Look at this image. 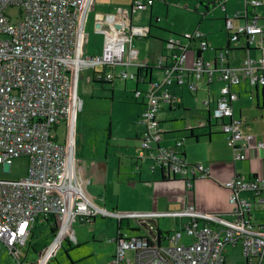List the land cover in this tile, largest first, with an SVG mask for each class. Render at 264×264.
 Masks as SVG:
<instances>
[{"label":"built area","instance_id":"1","mask_svg":"<svg viewBox=\"0 0 264 264\" xmlns=\"http://www.w3.org/2000/svg\"><path fill=\"white\" fill-rule=\"evenodd\" d=\"M159 1L168 2L133 0L123 18L107 25L108 30L100 25V30L106 33L102 53L89 56L82 51V41L94 0H0V170L18 158L28 159L24 178L0 179V243L12 256L19 254L33 226L43 219L52 217L57 222L58 237L62 231L64 236L69 235L73 220L86 223L103 216L115 218L119 223L112 240L116 244L115 253L109 264H225L228 246L240 247L247 264H264V222H254L251 204L242 198L250 193L264 203V176L248 179L236 176L225 181L232 220L200 212L189 202L177 211H110L88 196L72 146L55 133L62 123L69 131L73 127L81 68L103 67L102 72L93 76V81L100 83L137 79V75L128 72L136 67L131 59V46L134 39L147 37L150 27L133 25V13ZM208 2L226 11L225 0ZM244 3L242 14L225 15V30L231 43L244 39L250 47L256 36L264 34L258 13L264 0H244ZM13 7L19 9L17 21L7 14ZM238 19L243 21L241 25L235 24ZM182 39L186 42L175 38L166 42L169 54L162 56L157 66L164 72V82L153 84L143 97L146 104L142 121L146 131L141 136L138 156L152 158L153 170H159L167 179L181 178L186 189L191 190L196 174L205 179L209 171L201 165L187 164L182 156L183 140L172 148L160 147L164 130L157 116L163 105L179 107L176 97L161 87L175 82L197 93L196 81L206 78L209 84L218 73L223 83L220 93L214 101L208 98L204 102L209 121L188 128L192 131L215 123L233 150V160H245L250 148L263 149L264 144L255 137L242 135L241 123L233 117V102L239 96L232 87L244 81L252 87L264 86V56L260 60L247 56L239 65L230 66V53L222 49L216 52L215 63L211 64L201 56L211 48L205 34L195 29ZM142 95L134 92L136 100ZM186 198L188 201L187 195ZM164 218L179 219L180 230L161 232L156 223ZM131 220L145 231L143 235L133 236L122 228L125 221L128 224ZM184 237L192 242L180 244ZM165 241L167 245L163 244ZM128 251L133 252L134 258L127 257Z\"/></svg>","mask_w":264,"mask_h":264},{"label":"rangeland","instance_id":"2","mask_svg":"<svg viewBox=\"0 0 264 264\" xmlns=\"http://www.w3.org/2000/svg\"><path fill=\"white\" fill-rule=\"evenodd\" d=\"M112 1L114 0H94L93 7L89 9L82 41L84 54L94 56L100 53L106 39L95 31V23L114 19L110 15L116 8ZM130 5L128 4V8ZM205 5L211 6V3L208 2ZM225 6L227 14L230 16L236 13L242 14L245 10L244 0H225ZM258 13L262 17L259 25L264 27V7H261ZM7 14L12 21L19 20L17 7L10 8ZM150 15L152 16L151 23ZM223 19L224 12L220 7L216 6L207 12L204 7L200 6L199 0H169L167 5L155 3L151 11L149 7L135 11L132 17L133 25L145 27L151 25V33L149 38L133 40L131 58L136 67L129 68L128 72L136 75L138 67L142 69L147 66L152 72L150 85L148 81L146 84L140 82L137 85L135 78L129 79L126 86L120 80H116L114 83H100L93 81L92 76L94 72H102L103 67L80 69L76 85L73 127L69 131L62 123L55 133L62 142H68L72 146L78 171L83 179L85 177L80 167L82 159L90 158L92 161L100 159L105 164H109L108 180L105 186L102 188L90 187L91 196L102 207L122 213L141 212L153 204L159 189L165 191L163 194L170 193L180 197L185 204L183 200L184 183L176 179L167 181V185H157L159 183L155 182L159 180L156 179L157 174H152L150 159L144 158L141 162L143 174L140 180L138 175L133 172L136 168L132 167L130 156L137 157L139 151L136 148L140 147L136 136L139 132L143 134L146 131V125L141 120L144 103L142 98L135 101L133 94L138 91L143 93L141 97L145 98L153 84L164 82V72L157 70L156 67L167 48L165 42L170 39L175 38L185 43L182 36L192 29H199L208 36L211 49H223L227 42ZM214 78L215 82L209 87L210 96L218 97L221 86L218 88L215 84H221L219 74L215 73ZM204 82L207 83V79L204 78L199 83L200 90L196 95L185 90L184 96H182L181 89H178L174 83L161 88H166L168 93L177 99L182 97L180 103L182 101L192 110L197 108L206 119L207 108L204 102L207 96L206 86H203ZM157 93L161 94L159 90ZM157 118L163 121L160 125L164 129L178 131L170 136L180 140L189 137L188 132L181 131L186 130L195 120L186 116L183 109L158 114ZM187 141H192V139H187ZM203 154L200 150H194L191 153V159L197 161L203 157ZM189 165L194 166L193 163ZM27 168L28 159L18 158L11 165L0 170V179L19 180L24 178L27 175ZM86 186H89L87 182ZM256 215H258V219L264 216L260 211L256 212ZM42 222L40 221L39 224ZM178 222L179 220L176 218L161 219L159 221L160 230L162 232L180 230ZM124 223V230L133 236L145 233L135 220L129 222V228H127V221ZM38 227V231L41 233L36 234L38 239L35 250L30 248V245L34 243L31 237L16 256H12L0 243V264H109L113 259L116 244L112 240L116 237L118 229V220L115 218L98 216L91 223H80L79 220L71 221L69 235L64 236V233L62 235V238L69 239L71 243L61 238L62 241L53 240L48 245L42 242L49 237L48 229L44 225H38ZM58 242L60 243L57 244ZM191 242L190 238L184 237L180 244ZM163 244L167 245L168 241ZM45 253H47L46 256ZM127 257L134 258L133 252L128 251ZM225 257V264H247L240 247L228 246Z\"/></svg>","mask_w":264,"mask_h":264},{"label":"crops","instance_id":"3","mask_svg":"<svg viewBox=\"0 0 264 264\" xmlns=\"http://www.w3.org/2000/svg\"><path fill=\"white\" fill-rule=\"evenodd\" d=\"M199 1H200V6L204 7L207 12H210L212 8L213 9L215 8L214 6L210 7L209 5H205V4H208L207 1L209 0H199ZM112 3L116 5V8L113 12L110 13V15L114 17L113 20H118V19L123 18V13L128 8V4H131L130 7L132 6L133 0H114L112 1ZM156 3H163L164 5H167L168 2L165 3V2L159 1ZM262 7H264V5ZM149 9L151 11L153 9V6L149 7ZM225 15H227V8H226V11L224 12V19H223L224 30H225ZM151 20H152V16L150 15V23H151ZM238 20L235 21V24L237 22L236 25H241L243 21L242 20L238 21ZM112 23L113 21H107V20L97 21L95 23V31L101 34L106 39V33L101 31L100 28L97 29L96 27L98 24H100L102 28L108 30V28H106V25H109ZM192 30H195V29H192ZM150 33H151V25H150L149 33L147 37H144V38H149ZM206 37H207V41L209 42L210 40L207 35ZM226 37H227L226 38L227 42H226V46L223 49L227 47L228 40H229V34L227 32H226ZM139 39H142V38H139ZM104 44H105V41L103 42L100 53L94 56L100 55L102 53ZM210 47H211V44H210ZM211 48L210 50L201 53V56L202 58H204L205 61H208L211 64H213L215 63V60H216V52L222 49H211ZM230 49H231V52L229 54V62H228L230 66L239 65L242 62V60L245 59L247 56L255 60H260L264 56V34L261 36H256L255 43L251 45L250 47H247V44L245 43L244 39H241L239 43L237 44L231 43ZM166 52L168 51L165 48V53L162 54V56H167L169 54V52L167 54ZM207 52H209V54H207ZM89 56H93V55L89 54ZM94 74L95 72L93 73V76ZM136 75L139 76V77L137 76V79H136L137 85L140 82L142 84H146L147 81L149 82V85H150V80H151V75H152L151 70L150 71H139L138 69ZM93 76H92V80H93ZM127 81L125 82L123 81L125 86H126ZM200 82H202V79L199 81H196L198 86ZM214 82H215V78L213 76V79L212 81H210L209 84L208 82L203 83V86L204 85L206 86L207 99L210 98L211 101H214L217 98L216 96H213V95L210 96L209 87ZM220 82L221 84L216 83L215 86L218 88L220 86L222 87L223 83L222 81ZM173 83L178 89L179 88L181 89L180 94L182 96H184L185 90H189L187 86L180 87L175 82ZM199 90H200V86H199L198 91ZM232 91L239 96L238 100L233 102L232 107H233V117L239 120L241 123L240 131L242 135L247 136V137H250V136L255 137L256 141L263 142L264 144V86L260 85L257 87H252L248 81H244L240 85L232 87ZM191 93H194V92H191ZM197 93H194V94L196 95ZM141 98L144 103L143 104V112H144L146 101L143 97ZM180 99H182V97L177 99L179 107L174 108L168 105H163L159 114L168 112V111L173 112L175 110L183 109L186 116L190 117L191 119L193 118L195 119L194 123L189 125L191 127H195L201 121H209L210 114H209V110L207 107H206L207 108V118L205 119L203 116V113H200V111L197 108L192 110L189 106L182 103V101L180 103ZM135 101H138V99L137 100L135 99ZM142 114H141V120H142ZM157 122H159L160 124L163 121L158 120L157 118ZM188 127L186 128V130L181 131V132H188V136H189V137H186V139H182L184 141L182 150L185 155L186 162L188 165L193 163L194 165L203 166L204 169L209 171V176L205 179H199V175L196 174V179H195L193 188L191 190H187L185 186L184 195H183L184 196L183 200L185 204L181 201L180 197L178 198L177 196L170 194V193L163 194L165 191L163 192L161 189H159L157 191L156 198H154L153 204L151 206H148L146 210H143L141 212L177 211V210L184 209L186 205H188V202H189V203H192L195 206V208L200 212L218 214V215L223 216L227 220H232V215H231L232 207L229 203L230 195H229V191L225 189L224 183L226 180L231 179L236 176L242 177L244 179H248L254 176L263 177L264 176V147L263 149L252 147L249 149L247 153V158L245 160L234 161L233 160V150L231 149V147L228 146L225 135L221 133L220 128L215 123H211L205 128H201V129L195 128L192 131H190ZM58 128L59 126L56 128V131ZM161 128L164 130V135H163V141L160 143V147L162 148L174 147L176 142L179 141L180 139L174 138L170 136V134L172 135L174 133H178V131L176 132L169 131V130L164 129L163 127ZM139 134H138L139 136L138 135L136 136V141H139L140 146H141L142 133L139 132ZM187 139H192V141H187ZM139 148L140 147H137L136 149L139 151ZM194 150L202 151L204 153L203 157L197 161L192 160L191 153ZM144 158L150 159L152 161L151 165L153 167L154 162L152 158H149V157H144ZM144 158H139V156L134 158V156L133 157L130 156L131 165L132 167L136 168V170H133V172L135 175H138L139 180L141 179V176L143 174L141 162L143 161ZM80 164H81L80 165L81 171L83 173V176L85 177L84 179L89 185V186H86V192L88 196L96 204H98L95 201V199L91 196L90 187L94 186L96 188H102L105 186L108 180L109 164L108 163L105 164L100 159H96L92 161L90 160V158L82 159L80 161ZM151 171L153 175L157 174L156 179L159 180L158 182H155L156 184L159 183L157 185H160V186L167 185V182L165 181H170V180L175 181L176 179H179L181 182L184 183V181L181 180V178L179 177H176L175 179H167L164 177V174H162L159 170H153V168H151ZM186 195L188 196V201H187ZM242 198H244L245 200L248 201L249 204H251L250 214L254 222L256 223L264 222V216L261 219H258V215H256V212H259V211L263 212L264 214V203H261L258 197H255L253 194H250V193L243 194ZM159 221L156 224L160 229ZM182 221L184 222L185 220H182ZM177 225L179 226V222L177 223ZM127 226H128L127 228L130 227L129 223L127 224ZM118 229H119V223H118ZM164 233H169V232H164Z\"/></svg>","mask_w":264,"mask_h":264},{"label":"trees","instance_id":"4","mask_svg":"<svg viewBox=\"0 0 264 264\" xmlns=\"http://www.w3.org/2000/svg\"><path fill=\"white\" fill-rule=\"evenodd\" d=\"M165 3H167V2H165ZM214 7L216 8V5H214ZM261 19H262V17H261ZM241 20V19H240ZM239 21V20H238ZM230 45H231V42H230V40H228V44H227V47L225 48L226 49V51L228 52V53H230L231 52V49H230ZM157 68V67H156ZM158 70H160L159 68H157ZM148 70H150L147 66H145V68H142V69H139V71H148ZM139 74H141V73H139ZM138 76V75H137ZM139 77V76H138ZM57 128V127H56ZM55 128V129H56ZM182 156H183V158H185V155H184V153H182ZM185 161H186V159H185ZM165 180H167V179H165ZM165 182H167V181H165ZM92 221H94V219H91L90 221H88V223H91ZM40 222V221H39ZM39 222L36 224V225H34L33 226V229H32V231H31V233H30V235H29V237H31L32 238V240L34 241V243H32L31 245H30V248L31 249H33V250H35V245H36V241H37V239L38 238H36V234H40L39 233V227H38V225H44L47 229H48V231H49V237L48 238H46V239H44V240H42V242H44V243H46V244H50V243H52V241L57 237V234H58V232H59V229H58V225H57V222L52 218V217H50V218H46V219H43V222L41 223V224H39ZM28 237V238H29ZM65 239V238H64ZM28 240V239H27ZM65 240H67V241H69L70 242V240L69 239H65ZM65 240H63V241H65ZM27 242V241H26ZM71 243V242H70ZM26 244V243H25ZM46 254V253H45ZM44 254V255H45ZM43 255V256H44ZM43 258V257H42Z\"/></svg>","mask_w":264,"mask_h":264},{"label":"bare ground","instance_id":"5","mask_svg":"<svg viewBox=\"0 0 264 264\" xmlns=\"http://www.w3.org/2000/svg\"><path fill=\"white\" fill-rule=\"evenodd\" d=\"M63 233H64V231H62V232L59 234V236L57 237L56 241H57V240H61V241H62V239H63V238H62ZM61 238H62V239H61ZM61 241H60V242H61ZM60 242H58L57 244H59ZM55 243H56V242H55ZM57 244H56V245H57ZM48 252H49V251H48ZM46 255H47V253L45 254V256H46ZM45 256H44V257H45Z\"/></svg>","mask_w":264,"mask_h":264},{"label":"water","instance_id":"6","mask_svg":"<svg viewBox=\"0 0 264 264\" xmlns=\"http://www.w3.org/2000/svg\"><path fill=\"white\" fill-rule=\"evenodd\" d=\"M99 27H100V24H98L96 28L98 29ZM106 28L109 29V27H107V25H106ZM208 116H209V115H208ZM155 238L158 240V236H157V235H155Z\"/></svg>","mask_w":264,"mask_h":264}]
</instances>
